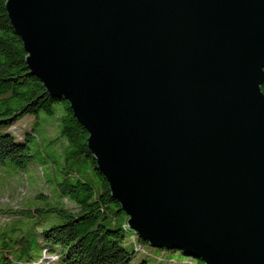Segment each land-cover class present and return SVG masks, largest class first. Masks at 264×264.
<instances>
[{"label": "water", "instance_id": "water-1", "mask_svg": "<svg viewBox=\"0 0 264 264\" xmlns=\"http://www.w3.org/2000/svg\"><path fill=\"white\" fill-rule=\"evenodd\" d=\"M128 226L204 264H264V0H7Z\"/></svg>", "mask_w": 264, "mask_h": 264}, {"label": "trees", "instance_id": "trees-1", "mask_svg": "<svg viewBox=\"0 0 264 264\" xmlns=\"http://www.w3.org/2000/svg\"><path fill=\"white\" fill-rule=\"evenodd\" d=\"M6 2L7 0H0V174L10 165L24 167L32 160L27 143L29 140L25 143L16 142L12 134L3 133L2 129L11 127L26 115L37 116L41 112L53 115L54 105L65 102L60 136L51 145L55 146L62 141L66 159L83 157L86 162L91 163L98 179L94 178L93 183L77 181L61 189V197L70 198L81 209L79 213L66 209L55 210L63 219L61 224L44 228L40 232L31 228L18 239H6L0 235V262L130 264L132 254L122 246L129 217L111 196L110 186L97 169V163L88 147L89 134L75 118L70 104L64 99L51 97L41 81L31 74L26 64L27 53L9 20ZM262 92L264 94V84ZM33 131L32 129L28 133L30 137L34 136ZM66 174L70 175L68 172ZM29 212L16 209V213ZM10 213L14 214L9 208L2 215ZM106 220L114 224L115 228H108L103 223ZM140 243L146 244L141 239ZM37 248H41L42 253L35 260L32 252ZM9 253L15 254V258L7 256ZM23 258L27 260L21 262ZM143 264L148 263L145 261ZM198 264L204 263L199 261Z\"/></svg>", "mask_w": 264, "mask_h": 264}, {"label": "rangeland", "instance_id": "rangeland-1", "mask_svg": "<svg viewBox=\"0 0 264 264\" xmlns=\"http://www.w3.org/2000/svg\"><path fill=\"white\" fill-rule=\"evenodd\" d=\"M65 107V102L56 103L53 115L44 112L37 116L26 115L11 127L2 129L3 133L12 134L16 142L25 143L29 140L27 143L32 156V160L24 167L10 165L0 174V235L3 238L18 239L31 228L40 232L44 228L61 224L63 219L55 210L81 212L74 201L61 197V189L77 181L93 183L94 178L98 179L91 163L86 162L83 157L75 160L66 159L62 141L55 146L51 145L53 140L60 136V123L65 114ZM32 129L34 136L30 137L28 133ZM60 183L63 185L60 186ZM9 208L14 214L2 215L3 211ZM17 208H20L21 212H30L16 213ZM103 223L108 228H115L109 220ZM122 246L132 254L130 264H143L145 261L148 264H198L199 262L184 256L180 251L160 250L148 243L141 244L139 237L129 226L125 230ZM41 253V248H37L32 255L37 260ZM7 256L15 258V254L9 253ZM25 260L27 258H23L21 262ZM9 264L19 263L12 261Z\"/></svg>", "mask_w": 264, "mask_h": 264}]
</instances>
